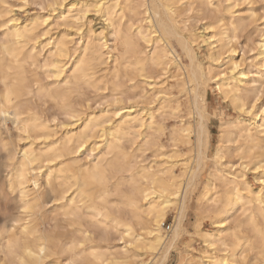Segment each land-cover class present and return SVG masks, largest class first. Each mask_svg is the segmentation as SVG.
<instances>
[{
  "label": "bare ground",
  "instance_id": "1",
  "mask_svg": "<svg viewBox=\"0 0 264 264\" xmlns=\"http://www.w3.org/2000/svg\"><path fill=\"white\" fill-rule=\"evenodd\" d=\"M220 1L47 0L52 13L16 16L15 4L0 0V264H60L50 259L63 254L72 264H129L128 249L91 244L96 233L110 240L112 232L132 237L133 253H153L141 264H166L182 248L192 207L207 253L192 247L183 264H264V103L257 86L264 23L250 76L235 58L246 28L235 15L240 1H223L229 15L216 17ZM57 9L56 25L67 31L53 35ZM91 11L106 27L90 26L77 42L68 29L80 34ZM207 14L202 32L187 25ZM88 91L107 94L109 107L88 113ZM216 114L222 123L213 150ZM57 126L66 129L58 135ZM23 139L32 141L21 147ZM89 141L96 153L83 163ZM149 149L155 164L143 165ZM124 184L129 192L121 194ZM171 207L175 220L164 235Z\"/></svg>",
  "mask_w": 264,
  "mask_h": 264
},
{
  "label": "rangeland",
  "instance_id": "2",
  "mask_svg": "<svg viewBox=\"0 0 264 264\" xmlns=\"http://www.w3.org/2000/svg\"><path fill=\"white\" fill-rule=\"evenodd\" d=\"M8 1L12 4H15L13 13L16 16H18V15H20V16H23V15H26V16L27 15L28 16H32V15L43 16V15H45L46 16L49 14L50 9H51V8H49V10H48V5H47L48 3L46 2L47 0H26V1L25 0H8ZM72 1L73 0H67V2L65 4H67L68 2H72ZM223 1L226 2L225 0H222V1H220V4H222ZM239 1L240 2H238L239 3L238 5H240V6L237 5L236 10L238 11V13L235 15L238 17H241V18H245L244 21L246 22V28L240 33V36L238 39L239 44H237V54L235 55V58H236V60L241 62L242 66L247 71L251 72L250 76H252L253 73L256 71V68H255L256 59H254V58H256V55H257V48H256V43H257L256 41H258V40H256L257 39L256 36H258L257 28H258V26L263 27V23H264V20H263L264 19V0H250L251 3L248 1L246 2L245 0H242V2H241V0H239ZM253 1H254V3H253ZM43 2H45V3H43ZM226 4L227 3H223L222 7L220 6L221 11H220V13L216 12V17L221 15V14H224L223 12H225V14L228 12L226 16L229 15V11L226 10V8H227ZM254 4H255V6H254ZM250 5H251V7H250ZM223 6H226V7L224 8ZM16 7L18 9H15ZM222 9H224L225 11ZM65 10H66V7L63 8V12H65ZM246 10L248 13L246 12ZM256 10H257V14L255 13V17L250 18L249 15L251 14V12L252 11L256 12ZM61 11H62L61 9H57L55 11V13L52 14V16H51L50 23H52V27H51L52 31L50 34L53 33V35H55V34L60 35V34L64 33L65 31H67L66 27H64L62 25H56V23L60 20ZM240 11L242 13H240ZM244 11H245V13H243ZM50 13H52V11ZM209 16H210L209 14H207L205 17L204 16L200 17V15L194 16V17L192 16L190 21L187 23V25L194 26V28H196V29H198V31L200 30L202 32L203 24L206 23V21H208ZM197 17L199 18V20ZM257 18H258V21H257ZM248 20H249V23L247 22ZM84 22L85 23H84V26L82 28L84 30H81L80 34L79 33L76 34V31L74 28L68 29V32L72 33V36L75 37V40H77V42H80L82 40L81 39L82 36L86 34V32L88 31V28L90 26L94 30H97V31L106 27V23H105L104 18L100 14H97L95 11L89 12L87 15V18L85 19ZM90 23H91V25H90ZM58 31H59V33H58ZM73 31H75V32H73ZM107 31L109 32V30H107ZM107 34H108V38H109L108 41L110 42L109 44L112 45L115 42L114 36L111 33H107ZM80 35H82V36H80ZM82 42H83V40L80 43H82ZM47 49H49V48L46 47V48H44V50H42L41 58H40L42 63H43L45 55L47 56V54H48ZM178 50L181 51L179 48H178ZM262 73L264 75V72H262ZM259 75H261V73H259ZM257 86H258V92L261 96V102L264 103V78L261 80V83H258ZM86 95L89 99L88 102L90 103V106H91L87 110L88 113H99L101 109L108 108L109 103L112 100L111 98H109L107 96V94L104 96H100L98 94V92H95V91H88ZM253 95L254 94H252V98H253ZM210 96L213 97V94L210 93ZM211 102L212 103H210V105H209V110L211 112H213L214 106H215L213 98L211 99ZM49 107L51 108V105H48V109H50ZM216 107H217V101H216ZM48 109H46V111L49 113H52V114L53 113L56 114L55 112H58V111H56L57 107H55V106L54 107L52 106V108L50 110H48ZM61 114L62 113H60V115H59V113H58L59 119L65 120L66 117L63 114L62 115ZM221 123H222V121H221L220 116L218 114H216V118H212V123L210 125L211 130H212V149L213 150L215 148H217V145L219 142V136L221 133ZM56 124H57V121H55V123H52V126H54ZM9 125H10V127L13 126V124H11V123ZM57 127L58 128L56 130L58 131V135H60V133L62 134L64 132V130L66 129V128L63 129L62 127H59V126H57ZM167 133H168V131H167ZM27 140L23 139L22 141H19L21 147L25 146L26 143H29L32 141V139H27ZM90 142L91 141L88 142V145L86 147L87 150L83 151L79 155V159H81L83 163H87L89 161L91 162L94 160L93 155L96 153V151L91 152V148L93 147L94 142H92V143H90ZM163 142L165 143V146H168L167 135H165L163 137ZM38 143H39V141L37 142V144ZM109 158L112 160L113 155L112 154L109 155ZM139 159L141 160V164H143V165H154L155 164V161L153 159V154H152V151L150 149L146 150L144 153V156L140 157ZM234 160H236V158ZM129 174H131V172L125 173L124 176L128 177ZM255 175H257V174H255ZM116 180H117V177L115 179H112V182H115ZM139 183H140V181H138V182L136 181L135 185H139ZM95 188L96 187H92L91 190L96 191ZM200 189H201V185L198 186V188L196 189V191H195L196 195L198 194ZM120 191H121V194L129 192V186L126 184L122 185L120 188ZM194 197H196V196H194ZM3 206H4V204L0 203V207L2 208ZM49 213L52 214L53 212H49ZM196 213L197 212H196L194 207H192L189 210L187 218L185 220V226H186V233L187 234H185V236H184L183 244L181 245L182 248H179L177 250L175 249L171 253V256H170V258L166 264H183L184 261L188 257L189 250L192 249V247H193L192 250H194V252H196V253H201V254L207 253V248L205 245L204 238L201 237L199 232H197L198 228H197V222H196V220H197V214ZM175 215H176V213H175V209L173 207L167 209V213H166L164 223H165V226L167 224H171V230L168 232L165 231V226L163 223L162 224V231L164 232V235L172 232L173 223L175 220ZM64 225L65 224L59 225L58 230H59L61 236L64 239L68 240V239H70L72 234H71V231L67 227H65V228L63 227ZM112 234L113 235L110 238V240H104L105 238H101L99 236V234L96 233L95 239L94 238L92 239L91 244L96 248H101V250L110 249L111 251H115V252H123V251H126V249H128L129 254H134L132 256V258L129 259V264H141V261L143 259L145 261H147V259H149L153 256L152 252L145 253L141 249L134 250L135 253H133V251H130L131 249H134L133 245H131V243H130L132 237H127L126 239H122V238H119V236L115 232H112ZM88 244H87V247H88ZM50 260L58 261V263H60V264H72L71 261L69 260L68 254H63L60 256H53V257H51ZM50 263L55 264L53 262H50Z\"/></svg>",
  "mask_w": 264,
  "mask_h": 264
},
{
  "label": "built area",
  "instance_id": "3",
  "mask_svg": "<svg viewBox=\"0 0 264 264\" xmlns=\"http://www.w3.org/2000/svg\"><path fill=\"white\" fill-rule=\"evenodd\" d=\"M164 226H165V223H164ZM171 230V224H167L166 226H165V231H170Z\"/></svg>",
  "mask_w": 264,
  "mask_h": 264
}]
</instances>
